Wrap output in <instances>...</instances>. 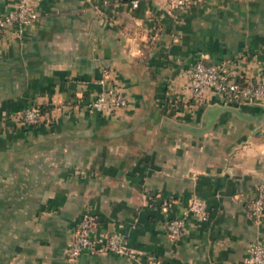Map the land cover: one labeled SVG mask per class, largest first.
<instances>
[{
	"label": "crops",
	"instance_id": "obj_1",
	"mask_svg": "<svg viewBox=\"0 0 264 264\" xmlns=\"http://www.w3.org/2000/svg\"><path fill=\"white\" fill-rule=\"evenodd\" d=\"M18 0H0V16ZM136 1V6L132 3ZM39 19L0 32V264H245L264 242L247 212L264 189V104L195 98L190 68L224 63L228 78L264 75V0H31ZM106 75L124 108L86 107ZM38 107L27 126L20 112ZM187 214L183 236L166 220ZM122 234L134 257L66 258L72 225Z\"/></svg>",
	"mask_w": 264,
	"mask_h": 264
},
{
	"label": "built area",
	"instance_id": "obj_2",
	"mask_svg": "<svg viewBox=\"0 0 264 264\" xmlns=\"http://www.w3.org/2000/svg\"><path fill=\"white\" fill-rule=\"evenodd\" d=\"M204 0H166L170 12H185ZM231 1V0H222ZM136 6V1L132 3ZM39 19V11L31 5V0H18L13 11L0 16V32L8 26L29 25ZM224 63L205 64L198 61L190 68V91L192 96L200 98L206 90L214 91L229 102L261 103L264 104V75H258L255 81L239 82L228 78ZM106 75L98 81L99 90L86 107L98 112H111L124 108L128 100L124 92L117 86L109 87ZM27 126H35L41 122L42 116L38 107L30 106L18 114ZM249 217L255 222L264 217V189H258L254 198L247 207ZM187 214L198 222L208 219L207 205L203 200L191 198L187 202V211L180 216L166 220L164 230L172 240L180 239L185 230ZM97 218L85 215L71 227L70 239L66 248V258L75 261L84 253L111 252L120 255L132 256L133 252L126 246L122 234L111 231L104 235L94 236ZM143 264H152L144 262ZM245 264H264V242L254 239L248 244V257Z\"/></svg>",
	"mask_w": 264,
	"mask_h": 264
}]
</instances>
